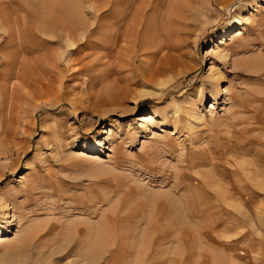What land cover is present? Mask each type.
<instances>
[{"label": "rangeland", "instance_id": "1", "mask_svg": "<svg viewBox=\"0 0 264 264\" xmlns=\"http://www.w3.org/2000/svg\"><path fill=\"white\" fill-rule=\"evenodd\" d=\"M13 1L0 264H264V0Z\"/></svg>", "mask_w": 264, "mask_h": 264}, {"label": "bare ground", "instance_id": "2", "mask_svg": "<svg viewBox=\"0 0 264 264\" xmlns=\"http://www.w3.org/2000/svg\"><path fill=\"white\" fill-rule=\"evenodd\" d=\"M15 1V0H14ZM13 1V2H14ZM17 1H19V0H17ZM21 1V3L24 5V6H27V5H25L24 3H23V1L22 0H20ZM16 2V1H15ZM27 10V9H26ZM83 24H84V22H83ZM62 32V31H61ZM71 34V33H70ZM155 70V69H154ZM161 71V70H160ZM160 71H158V72H155L154 74L155 75H159V74H161L160 73ZM174 78V77H173ZM148 80V79H147ZM151 80V79H150ZM163 80V79H162ZM162 80H159V82H158V85L160 86V87H163L164 85H166L170 80H167V81H162ZM149 81V80H148ZM153 81H155V79L153 78ZM157 86V85H156ZM140 92V91H139ZM158 91H142V92H140L138 95H136V96H139L140 98H149V97H151V96H154V95H156V93H157ZM234 206V205H233Z\"/></svg>", "mask_w": 264, "mask_h": 264}]
</instances>
